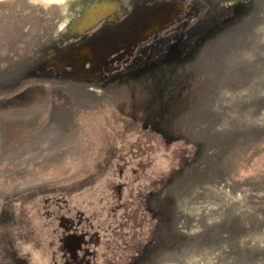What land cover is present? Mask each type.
I'll return each instance as SVG.
<instances>
[{
    "label": "rangeland",
    "instance_id": "rangeland-1",
    "mask_svg": "<svg viewBox=\"0 0 264 264\" xmlns=\"http://www.w3.org/2000/svg\"><path fill=\"white\" fill-rule=\"evenodd\" d=\"M175 1L177 54L91 82L39 65L131 0H0V264H27L22 240L52 264L62 216L143 233L141 264H264V0ZM150 193L144 227L120 226Z\"/></svg>",
    "mask_w": 264,
    "mask_h": 264
},
{
    "label": "flooded vegetation",
    "instance_id": "flooded-vegetation-1",
    "mask_svg": "<svg viewBox=\"0 0 264 264\" xmlns=\"http://www.w3.org/2000/svg\"><path fill=\"white\" fill-rule=\"evenodd\" d=\"M93 1L92 5L96 6L107 0ZM130 3V7H123L122 12L113 11L111 15L103 18H101L103 15L99 16L90 28L83 31L76 29L75 26L74 31L70 33V39L53 46V56L47 61L48 64L45 60L39 65L41 70L46 66L49 71L54 70L67 77L103 82L109 80L115 73H136L155 66L160 51L164 55L169 51L168 56H173L176 53L174 46H177L178 42L179 47L185 46L191 38V29H185L188 26L186 19H190L189 16L193 15V11L187 10L185 15L182 9L175 7L177 1L131 0ZM179 4L184 6L182 0ZM183 14L186 18L181 23L184 19L181 16ZM169 25L173 26L166 32L167 34L160 32L168 29ZM117 185L118 198L121 199L123 184ZM153 195L154 193L146 197L138 195L137 200L132 204L133 207L126 203L120 205L124 208L122 217L125 221H122L120 226L128 225L131 220L134 224L138 219V227H144L146 213L152 216L148 214L150 212L146 207ZM116 206L118 207L113 205L110 209L112 215L121 209L119 205ZM155 214L157 216V209ZM82 222V217L77 223L73 218L60 217L62 231L58 238L59 256L55 257L52 264H141L149 257L151 239L145 242L143 233L140 232L138 241L134 236L133 241L130 242L124 239L126 235L124 230L120 236L123 238L122 241H116V234L111 231L107 241L104 242L93 223L82 225ZM86 222H89L88 218ZM142 239L144 242L141 241ZM153 243L156 244L153 249H157L158 241L155 239Z\"/></svg>",
    "mask_w": 264,
    "mask_h": 264
},
{
    "label": "clouds",
    "instance_id": "clouds-1",
    "mask_svg": "<svg viewBox=\"0 0 264 264\" xmlns=\"http://www.w3.org/2000/svg\"><path fill=\"white\" fill-rule=\"evenodd\" d=\"M18 255L27 260V264H47L42 251L36 248L31 241H19Z\"/></svg>",
    "mask_w": 264,
    "mask_h": 264
},
{
    "label": "bare ground",
    "instance_id": "bare-ground-1",
    "mask_svg": "<svg viewBox=\"0 0 264 264\" xmlns=\"http://www.w3.org/2000/svg\"><path fill=\"white\" fill-rule=\"evenodd\" d=\"M31 1L39 2V3L44 4V5H48L50 3L61 2L63 0H31ZM88 26L89 25H87L86 23L85 24H80L76 29L83 31V29L85 30Z\"/></svg>",
    "mask_w": 264,
    "mask_h": 264
},
{
    "label": "trees",
    "instance_id": "trees-1",
    "mask_svg": "<svg viewBox=\"0 0 264 264\" xmlns=\"http://www.w3.org/2000/svg\"><path fill=\"white\" fill-rule=\"evenodd\" d=\"M180 44L179 42L177 43V46H174V49H178L179 48V45Z\"/></svg>",
    "mask_w": 264,
    "mask_h": 264
},
{
    "label": "water",
    "instance_id": "water-1",
    "mask_svg": "<svg viewBox=\"0 0 264 264\" xmlns=\"http://www.w3.org/2000/svg\"><path fill=\"white\" fill-rule=\"evenodd\" d=\"M87 11H88V10H87ZM87 11H86V12H87ZM95 24H96V23H95ZM91 27H92V26H91ZM89 28H90V26H89Z\"/></svg>",
    "mask_w": 264,
    "mask_h": 264
}]
</instances>
